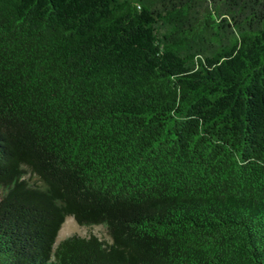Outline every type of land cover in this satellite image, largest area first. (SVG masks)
Listing matches in <instances>:
<instances>
[{"label":"trees","instance_id":"obj_1","mask_svg":"<svg viewBox=\"0 0 264 264\" xmlns=\"http://www.w3.org/2000/svg\"><path fill=\"white\" fill-rule=\"evenodd\" d=\"M0 264H264V0H0Z\"/></svg>","mask_w":264,"mask_h":264},{"label":"rangeland","instance_id":"obj_2","mask_svg":"<svg viewBox=\"0 0 264 264\" xmlns=\"http://www.w3.org/2000/svg\"><path fill=\"white\" fill-rule=\"evenodd\" d=\"M89 233L94 234L99 238L108 239V236L103 226H79L76 224L72 217H66L58 231L56 243L69 235L76 234L80 236H87Z\"/></svg>","mask_w":264,"mask_h":264},{"label":"bare ground","instance_id":"obj_3","mask_svg":"<svg viewBox=\"0 0 264 264\" xmlns=\"http://www.w3.org/2000/svg\"><path fill=\"white\" fill-rule=\"evenodd\" d=\"M61 231V230H60ZM60 233V232H59Z\"/></svg>","mask_w":264,"mask_h":264}]
</instances>
